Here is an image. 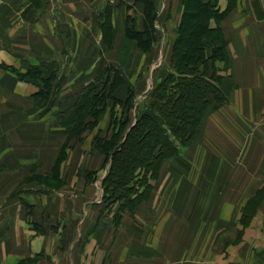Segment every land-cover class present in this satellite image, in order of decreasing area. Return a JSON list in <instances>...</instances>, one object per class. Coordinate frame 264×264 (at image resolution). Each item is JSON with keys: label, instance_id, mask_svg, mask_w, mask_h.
I'll list each match as a JSON object with an SVG mask.
<instances>
[{"label": "crops", "instance_id": "1", "mask_svg": "<svg viewBox=\"0 0 264 264\" xmlns=\"http://www.w3.org/2000/svg\"><path fill=\"white\" fill-rule=\"evenodd\" d=\"M150 1L157 11L156 28L161 18L162 25L173 23L176 28L183 9L179 0L169 11V23L171 0ZM219 6L225 9L227 0H219ZM143 7L139 0H0V64L15 68L14 74L0 68V176L3 170L11 172L13 187L27 175L53 174L61 181L57 188L33 179L25 185L30 188L36 182L43 193L49 189L60 198L68 194V199L54 202L45 197L42 205L49 218L41 217L40 207L36 211L31 193L17 198L24 209L26 204L34 208L27 214L31 222H64L57 231L8 235L0 213V264H264V205L243 225L244 202L231 199L228 178L233 169L220 171L225 178L217 182L212 166L221 153L222 160L248 158L264 169V0H236L220 21L226 47L218 67L227 102L205 110L204 123L197 128L202 135H193L189 156L164 160L146 199L130 210H118L120 216L99 210L98 189L85 175L98 169L102 158L98 152L88 154V133L83 144L70 140L54 168L68 141V129L58 124L55 113L74 102V93L61 91L57 110L40 115L41 108L31 99L37 87L17 73L30 65L49 67L55 39V67L66 57L63 81H91L101 63V43L109 63L129 65L132 54L124 47L135 42L125 35L126 16L133 17L135 28H142ZM103 13L109 25L102 27L111 28L110 45L100 29ZM201 159L209 161L207 169ZM3 197L1 189L0 204ZM75 222L81 224L78 233L65 230V224Z\"/></svg>", "mask_w": 264, "mask_h": 264}, {"label": "trees", "instance_id": "2", "mask_svg": "<svg viewBox=\"0 0 264 264\" xmlns=\"http://www.w3.org/2000/svg\"><path fill=\"white\" fill-rule=\"evenodd\" d=\"M139 1L144 4L142 28H135L133 17L127 15L125 35L135 42L140 51L149 53L156 41L157 11L150 0ZM235 1L227 0L226 8L221 10L219 0H179L183 9L176 35L170 45L169 72L153 85L150 94L151 107L159 115V119L151 113L143 112L132 125L126 127V120L114 122L119 126L110 136L97 134L93 137L92 144L94 142L96 150L106 160L109 156L111 159L101 181L102 199L110 203L118 202L119 211L134 208L150 195L153 189L150 181L158 178L163 161L177 155L179 147L191 140L209 106L226 101L220 85L222 76L216 66V62L224 58L226 47L219 23L232 9ZM211 22L215 24L212 25ZM102 23L109 25L106 13L102 14L101 27ZM100 29L104 42L110 45L111 28L103 26ZM185 39H190L193 43L183 45ZM3 67L15 71L10 66L3 64ZM17 75L21 80L41 85L37 97L40 96L42 101L48 97L46 84L49 78L43 73L41 66L30 65L26 71L18 72ZM102 76L111 78L107 79L109 83L106 93L101 89L97 90L96 81ZM121 79L118 68L102 61L95 79L81 89L70 106L57 114L58 124L68 129L69 141H82L87 132L95 129L98 116L109 101L120 106L128 102L130 96L122 100L114 95ZM133 138L146 139V156L128 155L127 145ZM65 146L64 144L60 149L61 157L57 158L55 170L64 156ZM257 201L249 200L247 204L251 206L242 210L243 225L248 224L259 204ZM31 208L25 205L29 215L32 213ZM250 208L252 213L249 212ZM32 226L39 232L44 231L40 224L32 222Z\"/></svg>", "mask_w": 264, "mask_h": 264}, {"label": "rangeland", "instance_id": "3", "mask_svg": "<svg viewBox=\"0 0 264 264\" xmlns=\"http://www.w3.org/2000/svg\"><path fill=\"white\" fill-rule=\"evenodd\" d=\"M168 4H169V9L167 12L168 14L166 13L168 15V18L166 19H167V22L169 23L170 21L169 11L170 9L174 8V6L176 5V2L175 0H171ZM161 21H162V18L160 19L159 26L157 28L158 30L156 34V41L153 45V49L149 53H143L142 51L138 53L139 49L137 48L135 43H133L134 46L132 45V47H127V46L124 47L125 53L127 51H131L132 57H131V61L129 65L125 64V66H123L122 68H120L118 65L116 66V68H118L121 72L122 79L120 80L119 85H117V87L115 88L114 95L118 98H121L122 100H126L129 96L130 98L128 102L126 101V103L122 106L118 104L114 105L112 104L111 101H109L107 106L104 108L105 110L99 114L95 129L87 132L89 134L87 136L88 141L90 140V137H91L90 146H88V150H87L89 155H94L96 152H98V150H96L97 148L94 142L92 144L93 137L97 136V134L99 136H104V135L110 136L111 133H113L119 126L118 123H114V122L126 120V127H128L129 125H132L135 122L136 118L143 112L151 113L153 117L159 119V115L151 107L152 98L150 94H151L153 85L159 82L161 78H163L169 72L167 67L169 66L168 64L170 61V45H171L173 38L176 35V29H177V27L174 28L175 25L173 23L172 24L170 23L168 25L163 23L162 25ZM211 23L213 24V22ZM57 36L58 35H56V38ZM191 43L193 42H191L190 39H185V41L183 42V45L191 44ZM51 45L53 49V58L51 59V64L49 65V67L46 66V69H45L43 65L36 64V66L38 67L41 66L43 73H45L49 78L46 84V89L49 92L48 97L43 99V101L42 99L39 98L40 96L37 97L39 95L37 94L39 93V87H41L39 83L35 85L37 89L35 91V94H33V97H31L35 105L41 108L39 110V113L40 115H43V116L47 114L48 112H50L49 110H53V109L55 110L56 106L60 105L61 100H62L60 98L61 91L62 93L69 91L68 94H71V92L74 93L73 100H75L77 95L81 91V89L86 84L93 81L97 75V72H96L93 79H91V81H86V80L85 81H74V82L67 81V80L63 81L60 76L61 75L65 76V74H61V71H62V68L65 69L67 65H64L63 67L61 65L65 63L66 57L64 55L62 56L61 58L62 61L59 60L61 64L59 62V64L57 65L58 68H56L55 62H58V59L55 61L54 56L56 55V52L58 51V47H57L58 41L55 39L54 42H51ZM100 46H101L100 47L101 56H100L99 61L100 62L103 61L104 64H107L109 63V61H107L106 59V54H107L106 46L102 43ZM10 51L11 53L14 54L13 49H10ZM63 52L65 51L63 50ZM117 60L118 59L115 58V61ZM220 62L221 60L216 62L217 67L218 66L220 67V64H219ZM4 65L10 66L11 68L15 69L14 66L11 64H4ZM0 68L4 69L6 72H10L13 74L15 72L14 70H11L10 68L3 67V64H0ZM222 71H225V74L227 73L226 70L224 69H222ZM103 74H106V72H103ZM106 77L102 76L100 77V80L96 81L98 85L97 90L101 89L100 91L105 92V93L107 92L109 80H111L110 77L108 78ZM104 85H105V88H104ZM67 102L68 103L70 102V98H69V101ZM226 102H227V97H226L225 102L220 103L219 105H216V106H220ZM54 112L55 111H53V113H51V115H49L50 117L48 118H51L52 114L54 115ZM59 113L60 111H57L55 114H59ZM35 116H36V113H35ZM55 117L58 120V115H55ZM203 119H204V115L198 127L202 125L201 123H204ZM97 127L98 128L100 127L99 128L100 130H97ZM196 131H197L196 137L200 138V135H202V134H199L200 129L198 130L196 129L195 133ZM192 138L187 144L179 147V152L177 155L171 158H168V159L178 160L177 159L178 156L180 158L188 157L189 152L191 150V147H188V144L192 141ZM202 140L205 143L203 136H202ZM69 142H70L69 140L65 142V145L66 146L68 144L70 145ZM75 142H78L79 144H83L81 143V141H75ZM173 142L176 143L175 140ZM147 147H148V142L146 141L145 138H140L138 140L133 138L132 140L129 141L127 145V152H128V155L130 156H134V155L146 156ZM99 154H100V157L102 158L100 166L98 167V169L94 171L89 170L87 175H85V179L87 182H94L95 186L98 189L97 190L98 198L96 200L98 201L100 205L99 210L103 211L104 213L106 212V214L113 213L114 216H118L119 215L118 214L119 203L118 202L110 203L109 201H103L102 199L103 190H102L101 181L108 169L111 159L109 156L108 159L106 160L105 159L106 157L102 153H99ZM219 155H220V158L218 160H214L212 164V166L215 165V168H216L215 171L219 175V177L216 179L217 182H219L220 179L224 180L225 178V177L220 176L219 174L220 171L224 173L225 171L223 170L233 169L232 173L230 174V177L228 176L229 177L228 180H230V183H231V184L229 183V186H231L232 188L231 199L233 198L234 200H238V202L243 201L244 202L243 209L251 206L247 204L249 200L251 199L258 200L257 202L259 204L254 209L253 213H252L251 208L249 209V212L252 213L253 215L256 209L257 208L259 209V207L261 206V203L264 205L263 203L264 202L263 165L261 164L259 167H257L255 166L257 162L251 161L248 158L247 159L243 158V159H238V160H235V159L234 160H222L224 158H222L221 155L222 156L224 155L221 153ZM208 162L209 161L205 162L204 159H201V163L202 164L205 163V168L207 167L206 165H209ZM252 164L254 165L252 166ZM170 165L168 166L169 168H171ZM5 171L6 170H3V175L0 176V190L2 189L3 195H4L3 202L0 204V213L5 219V222H3V231L7 233L8 235L10 233L15 232L20 236V238L22 237V234L26 235L27 233H30L31 235V232H34L33 230L35 229L33 228L32 222L30 220V216L27 215V211L22 206L21 201L18 202V199H17L18 196H24L25 198L27 194L31 193L30 199L33 200L34 204H36L37 206L36 211H38L40 207L41 217L49 218L50 216L47 214L46 207L42 205V202H44L46 198L48 199V197H50L51 201L53 202L63 200V199L66 200L68 199V194L63 193L62 194L63 198H60L58 197L60 196L58 192L57 193H55L54 191L48 192L49 189L47 190V193H43L42 192L43 187L36 184V182L41 183V184L43 182L44 185H47L49 188L59 187L61 181L59 180V178H56L57 176H54L53 174L49 175L46 178H40V177L28 178L29 175H27L26 178L24 177L22 178L20 185H13V187H11L12 181H14L15 178H12L11 172H5ZM29 179H33L34 181H36L35 186L30 187V188L26 186L28 184L27 180ZM157 179L151 180L150 182H152V184L156 183ZM213 197H214V193H213ZM31 209H34V208L32 207ZM244 212L246 213V211ZM252 215L250 216V218L252 217ZM244 216L246 218L245 214ZM54 218L56 217H53V219ZM63 223L64 222L60 221L59 218L58 219L56 218V221L52 220V221H46V223L43 222L45 227L43 225L41 226L43 227L44 231L39 232L35 230L36 232L35 234L37 233L44 234L45 232H49V231H57V229L59 228L63 229V226H62ZM53 227H56V229L53 230L54 229ZM80 229H81L80 223L75 222V224H70V223H68V225L65 224V230H68L70 233H73V234L78 233ZM21 242L23 241L21 240ZM74 248H76V246H74L73 244L72 249ZM74 252H75L74 250L71 251V253H74ZM22 264H25V262H23Z\"/></svg>", "mask_w": 264, "mask_h": 264}]
</instances>
